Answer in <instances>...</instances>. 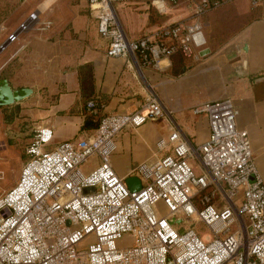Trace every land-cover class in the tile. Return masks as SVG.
<instances>
[{
  "label": "built area",
  "instance_id": "1",
  "mask_svg": "<svg viewBox=\"0 0 264 264\" xmlns=\"http://www.w3.org/2000/svg\"><path fill=\"white\" fill-rule=\"evenodd\" d=\"M123 1L88 0L100 35L108 39L107 54L155 67L178 51L197 58L206 43L204 17L235 0H194L189 20L137 38L128 37L119 23L116 3ZM249 1L252 9L264 4ZM52 24L37 9L0 50L33 27L44 31ZM87 108L96 115L101 110L95 99ZM192 112L207 116L209 138L194 146L173 128L168 140L157 142L160 149L174 143L173 152L137 168L138 191L115 172L111 157L121 131L165 117L154 93L134 111L103 115L82 147L66 140L47 150L53 129L37 126L19 179L0 196V264H264V182L249 133L237 124L238 107L226 97L200 103ZM195 157L200 173L191 163ZM89 165L94 168L87 173ZM160 200L168 208L163 216L156 210ZM172 218L203 222L210 233L202 236L195 224H174ZM127 234L134 244L119 247ZM89 236L93 239L83 246Z\"/></svg>",
  "mask_w": 264,
  "mask_h": 264
},
{
  "label": "crops",
  "instance_id": "2",
  "mask_svg": "<svg viewBox=\"0 0 264 264\" xmlns=\"http://www.w3.org/2000/svg\"><path fill=\"white\" fill-rule=\"evenodd\" d=\"M33 3L28 16L38 9L43 20L53 22L52 27L43 31L35 26L21 35L20 43L8 42L0 50V77L8 78L15 89L33 88V94L17 104L25 108L28 121L52 127L54 135L47 150L66 140L84 146L103 115L134 111L154 93L165 108V117L126 128L116 136L117 150L111 163L126 179L136 175L140 164L173 152L170 141L163 149L157 146L160 138L168 140L173 128L194 146L206 141L210 135L208 118L193 114L192 109L206 101L230 97L238 107L239 128L249 133L264 182V4L251 9L249 0H235L207 14L206 43L198 47L197 58H186V70L175 74L173 57L162 58L153 67L139 66L132 57L109 56L108 39L100 35L88 0ZM194 8V0L116 3L119 23L130 38L161 25L187 21ZM238 19L243 21L241 25L230 28V22ZM206 48L211 51L202 56ZM86 64L93 66L91 95L83 91L79 75L80 67ZM90 99L99 103V114L87 108ZM191 161L195 168L201 167L198 157ZM92 162L96 164L98 159Z\"/></svg>",
  "mask_w": 264,
  "mask_h": 264
},
{
  "label": "rangeland",
  "instance_id": "3",
  "mask_svg": "<svg viewBox=\"0 0 264 264\" xmlns=\"http://www.w3.org/2000/svg\"><path fill=\"white\" fill-rule=\"evenodd\" d=\"M34 1L36 0H0V45L13 29L28 17L29 11L33 10ZM242 22L240 19L232 20L229 27L236 29ZM221 29L225 30V28ZM21 40L16 43H20ZM23 110L25 108L17 103L0 106V196L14 186L19 179L22 167L28 159L25 150L26 145L36 133L37 124L35 121H28L27 116L23 114ZM191 163L195 168V163L193 161ZM202 170V167L195 168L196 173H200ZM90 171L92 169L86 170L87 173ZM156 210L162 216L168 212L163 200L157 202ZM194 222L190 219L182 224L184 226L195 224V229L202 236L210 233V229L205 223ZM92 239V236L87 237L82 245H87ZM117 244L119 247L132 246L134 238L129 234L124 235L118 240Z\"/></svg>",
  "mask_w": 264,
  "mask_h": 264
},
{
  "label": "water",
  "instance_id": "4",
  "mask_svg": "<svg viewBox=\"0 0 264 264\" xmlns=\"http://www.w3.org/2000/svg\"><path fill=\"white\" fill-rule=\"evenodd\" d=\"M211 50L206 48L201 51V55L204 56L208 54ZM34 92L31 87H21L19 89H15L12 87L10 81L6 77L0 78V106L11 105L14 103H18L21 100L28 98ZM126 182L129 188L132 191H138L142 188V181L139 176L131 175L126 178ZM171 222L174 224H181L182 219L172 218ZM184 229L180 228L182 232Z\"/></svg>",
  "mask_w": 264,
  "mask_h": 264
},
{
  "label": "trees",
  "instance_id": "5",
  "mask_svg": "<svg viewBox=\"0 0 264 264\" xmlns=\"http://www.w3.org/2000/svg\"><path fill=\"white\" fill-rule=\"evenodd\" d=\"M171 57L174 58L173 72L175 74H180L186 70V57L182 52L178 51L174 53ZM80 81L82 89L88 95L94 92L93 88V66L91 64H86L79 69Z\"/></svg>",
  "mask_w": 264,
  "mask_h": 264
}]
</instances>
